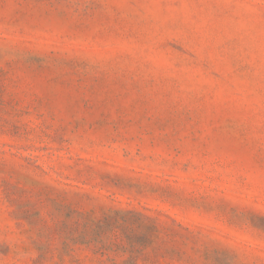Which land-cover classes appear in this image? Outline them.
Here are the masks:
<instances>
[{
    "label": "rangeland",
    "instance_id": "obj_1",
    "mask_svg": "<svg viewBox=\"0 0 264 264\" xmlns=\"http://www.w3.org/2000/svg\"><path fill=\"white\" fill-rule=\"evenodd\" d=\"M0 264H264V0H0Z\"/></svg>",
    "mask_w": 264,
    "mask_h": 264
}]
</instances>
